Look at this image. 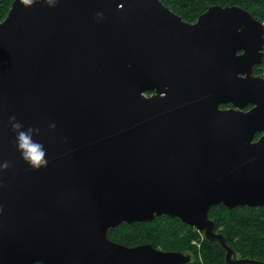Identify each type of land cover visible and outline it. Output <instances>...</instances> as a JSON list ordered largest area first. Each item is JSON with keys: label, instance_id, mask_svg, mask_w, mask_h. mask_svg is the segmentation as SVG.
<instances>
[{"label": "water", "instance_id": "obj_1", "mask_svg": "<svg viewBox=\"0 0 264 264\" xmlns=\"http://www.w3.org/2000/svg\"><path fill=\"white\" fill-rule=\"evenodd\" d=\"M263 35L237 6L188 23L159 0H13L0 22V264H188L107 238L162 215L218 242L225 264H264L237 258L207 217L264 206ZM13 115L40 129L47 167L21 158Z\"/></svg>", "mask_w": 264, "mask_h": 264}, {"label": "trees", "instance_id": "obj_2", "mask_svg": "<svg viewBox=\"0 0 264 264\" xmlns=\"http://www.w3.org/2000/svg\"><path fill=\"white\" fill-rule=\"evenodd\" d=\"M13 0H0V22L7 15ZM163 6L193 23L212 6H237L250 13L254 20L264 25V0H159ZM264 36V35H263ZM0 55V64L3 62ZM255 76L264 75V44L259 64L253 67ZM150 94L149 92L146 93ZM224 105L222 108H228ZM260 135L255 136V140ZM210 220L215 223V232L223 235L228 247L234 250L238 258L264 262V206L233 207L212 206L208 210ZM194 228L185 225L177 218L166 215L157 216L152 222L122 223L107 231V238L127 247L150 244L153 248L167 251L189 253L193 255L188 264H225V251L218 242L204 240L200 255H197L194 241L201 236ZM185 245H181V244Z\"/></svg>", "mask_w": 264, "mask_h": 264}, {"label": "clouds", "instance_id": "obj_3", "mask_svg": "<svg viewBox=\"0 0 264 264\" xmlns=\"http://www.w3.org/2000/svg\"><path fill=\"white\" fill-rule=\"evenodd\" d=\"M35 0H20V3L24 6H31ZM49 7H55L56 0H44ZM98 20L103 19L102 13L96 14ZM9 123L12 132L15 133L16 147L20 152L21 158L34 170L47 167L48 160L46 159V150L42 143L34 140V135H39L40 129L24 126L17 121V118L13 115L9 117ZM49 128L55 129V124H50ZM11 167L10 162H0V173L8 170Z\"/></svg>", "mask_w": 264, "mask_h": 264}, {"label": "rangeland", "instance_id": "obj_4", "mask_svg": "<svg viewBox=\"0 0 264 264\" xmlns=\"http://www.w3.org/2000/svg\"><path fill=\"white\" fill-rule=\"evenodd\" d=\"M254 75V74H253ZM196 232V231H195ZM203 235V234H202ZM204 238L201 236V240L199 241V242H193L192 244L194 245V247H195V250H196V252H197V255H200V252H201V249H202V246H203V242H204ZM181 245H185L184 243L183 244H181ZM184 254H186V255H189L190 257H191V261H192V259H193V255H191V254H189V253H185V252H183ZM237 257V256H236ZM238 258V257H237Z\"/></svg>", "mask_w": 264, "mask_h": 264}]
</instances>
